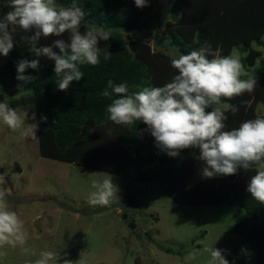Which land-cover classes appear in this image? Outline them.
Wrapping results in <instances>:
<instances>
[{
    "label": "rangeland",
    "instance_id": "rangeland-1",
    "mask_svg": "<svg viewBox=\"0 0 264 264\" xmlns=\"http://www.w3.org/2000/svg\"><path fill=\"white\" fill-rule=\"evenodd\" d=\"M196 1L200 6L190 5L187 15L173 16L175 0H147L146 8L161 15L159 28L145 29L136 36L121 32L124 45L128 46V41L134 40L149 48L147 55L155 63V72L145 81L154 80L164 86L177 74L170 61L180 54L175 51V44L167 48L165 42L171 39L170 30L187 39L190 27L181 23H189L198 16L196 7L205 9L204 1ZM210 1L219 5L222 0ZM6 5L7 0H0V16L11 10ZM91 28L82 21L79 31L83 34ZM33 34L17 29L13 34V48L29 46L21 37ZM59 38L42 37L37 46H51ZM60 39L67 42L69 33H64ZM263 43L264 34L249 42L236 44L229 50L228 54L235 50L240 56L245 70L256 78L257 85L254 92L227 101L239 110L235 115L230 111L225 113L228 116L226 131L237 128L245 120L264 117ZM6 57L0 54V67ZM31 86V81H22L5 91L0 89L2 102L16 109L28 125L36 124L31 118L35 113ZM242 101L246 103L242 104ZM127 128V125H116L110 120L97 126L90 135L92 139L85 138L84 149L81 148L79 153L81 161L92 163L95 167H82L41 156L38 128L35 130L37 139H31L0 124V174L5 175V186L9 191L7 200L12 210L21 215L29 231V239L23 249H3L7 251V256L0 257V264H33L43 250L59 253L61 260L58 264H63L64 259L75 264H205L208 253L204 249L207 247L224 250L229 264H254V254L244 257L240 237L232 230L235 207L203 204L200 201L229 188H244L251 175L255 174V169H238L233 179L230 176L204 178L201 174L202 162L198 159L199 150L184 149L180 172L167 179L168 186H164L158 180L161 168L158 170L156 166L157 157L163 151L147 132L138 146L141 156H130L126 147L131 144L120 145L115 140L116 134ZM127 157L134 160L129 166H125ZM105 168L112 172L105 171ZM140 171L151 174L152 179H140L137 176ZM122 172H125L124 175ZM110 177L117 187L112 203L104 207L90 206L87 199L94 191L92 181L102 182ZM170 190L183 200L195 202L176 201L169 195ZM158 244L170 248L171 252H165Z\"/></svg>",
    "mask_w": 264,
    "mask_h": 264
},
{
    "label": "clouds",
    "instance_id": "clouds-1",
    "mask_svg": "<svg viewBox=\"0 0 264 264\" xmlns=\"http://www.w3.org/2000/svg\"><path fill=\"white\" fill-rule=\"evenodd\" d=\"M134 3L138 8L147 6V0H134ZM6 6L11 10L0 16V54L7 56L13 49V34L17 29L34 32L21 40L29 44L35 57L54 61V73L61 77L57 83L60 91H66L71 82L83 78L80 66L100 63L98 44L111 38V30L93 27L82 34L79 28L86 12L76 0L70 7L57 5L55 0H7ZM66 32L67 42L56 39L51 46H37L42 37H59ZM111 55L107 51L104 59ZM170 65L177 74L161 87L146 86L129 94L126 84L109 80L101 93L111 99L106 108L107 119L116 125L143 122L155 145L171 157L184 149H198L204 178L230 176L238 169L254 168L255 174L251 175L246 190L253 200L264 205V117L248 119L237 128L224 130L228 119L225 113L230 111L235 115L239 110L227 101L254 92L256 78L248 74L235 50L221 55V50H213L211 45L180 54L171 59ZM39 67V59L20 60L16 79L28 83L35 77L24 75L25 71ZM113 95L118 98L113 99ZM31 118L35 120L34 112ZM0 124L22 137L37 139V125L26 124L16 109L5 102H0ZM5 185V175L0 174V257L7 256L3 249H23L29 239L24 220L9 205ZM92 188L94 191L87 199L90 206H109L116 196L117 187L111 177L102 182L93 180ZM204 251L208 253L205 264H229L224 250L207 247ZM60 260L59 253L43 250L33 264H58ZM63 264L75 262L64 259Z\"/></svg>",
    "mask_w": 264,
    "mask_h": 264
},
{
    "label": "trees",
    "instance_id": "trees-1",
    "mask_svg": "<svg viewBox=\"0 0 264 264\" xmlns=\"http://www.w3.org/2000/svg\"><path fill=\"white\" fill-rule=\"evenodd\" d=\"M203 1L205 9L196 7L198 16L189 23H181L190 27L187 39L175 30H170L171 39L165 42L167 48L175 44L177 53L187 54L192 50H198L201 46L211 45L213 50L219 47L223 55H228L232 46L249 42L264 34V0H233L232 2L222 0L219 5L210 0ZM55 2L57 5L70 7L73 0H55ZM76 2L86 12L84 22L90 27L111 30V38L98 44L101 49L100 63L97 66H80L84 74L83 78L71 82L66 91H60L57 83L61 77L54 73V61L43 56L35 57V54L29 50L30 46L13 48L0 67V89L5 91L22 82L16 79L17 63L20 60L39 59V70L29 68L24 73L26 76L35 77L31 80V90L35 100L39 154L82 167H95L92 163L81 161L79 153L81 148L84 149L85 140L92 139L90 136L92 131L108 121L106 108L111 103V99L101 95L107 82L112 80L114 84L124 83L129 93L137 92L136 89L146 86L161 87L154 80H144L155 72V63L147 55L149 48L134 40L128 41V48L124 45L121 32L136 36L145 29L156 30L162 24V19L158 11L151 12L146 6L138 8L134 0H76ZM174 3L173 16L187 15L190 5L200 6L196 0H175ZM161 44L163 46V42ZM107 51L112 55L105 60L104 55ZM157 54L166 57L161 53ZM112 98L118 97L113 95ZM2 101L3 93L0 91V102ZM42 116H46L47 119L42 120ZM127 126L125 131L116 134L115 140L120 145L131 144L126 147L130 156H141L138 146L142 142V136L148 132L147 126L139 121ZM194 151L197 153L198 149ZM157 160V169L161 168L159 183L168 186L167 179H171L172 176L174 178L180 172L184 161V150L175 157L163 151ZM133 161L130 157L125 158V166H129ZM105 171L112 172L108 168H105ZM124 173L122 172V175ZM137 176L146 181L152 179L151 174L143 171ZM230 177L233 179L234 175ZM155 178L157 180V176ZM247 186L226 189L200 203L235 207V222L232 230L240 237L239 244L242 246L244 257L248 258L253 253L254 264H264V205L252 199L251 194L246 190ZM165 188L167 190V187ZM170 193L169 195L176 201L195 202L183 200L184 198L172 190ZM130 201L132 202V199ZM158 246L165 252H171L168 247L160 244Z\"/></svg>",
    "mask_w": 264,
    "mask_h": 264
},
{
    "label": "bare ground",
    "instance_id": "bare-ground-1",
    "mask_svg": "<svg viewBox=\"0 0 264 264\" xmlns=\"http://www.w3.org/2000/svg\"><path fill=\"white\" fill-rule=\"evenodd\" d=\"M151 166V165H150ZM155 167V166H154ZM148 171V170H147ZM150 172V171H149ZM132 210V209H131Z\"/></svg>",
    "mask_w": 264,
    "mask_h": 264
}]
</instances>
